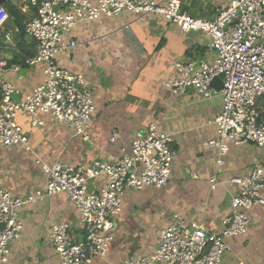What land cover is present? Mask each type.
Segmentation results:
<instances>
[{
	"label": "crops",
	"instance_id": "crops-1",
	"mask_svg": "<svg viewBox=\"0 0 264 264\" xmlns=\"http://www.w3.org/2000/svg\"><path fill=\"white\" fill-rule=\"evenodd\" d=\"M229 2L182 0V7L193 16L213 19ZM0 5L9 13L0 28V61H6L2 76L15 84L19 92L14 99L20 101L45 76L41 64L15 68L13 59L21 51V41L18 20L12 12L18 11L26 23L34 10L25 0H4ZM4 33L12 35L11 49ZM74 36L79 46L59 54L58 60L62 66L83 73L93 91L96 111L91 138L85 140L57 123L34 126L30 116L20 112L18 121L33 151L23 144L0 147V184L17 197L44 190L47 174L36 162L34 151L48 164L111 160L123 156L135 133L153 122L173 136L171 146L176 156L170 183L162 189H127L122 212L110 227L114 241L105 257H97L90 264H120L151 255L158 247V229L168 226L175 214L188 221H202L211 232L221 231L237 191L231 180L264 162V147L254 142L230 146L225 162L219 164V149L208 142L218 136L215 119L221 111V95L204 99L192 90L181 95L165 87L168 79L176 76L175 61L211 60L214 53L208 48L209 36L186 31L160 15L139 18L131 12L90 21L78 27ZM25 41L30 47L27 51L34 53L35 40L26 34ZM9 58L11 68L7 66ZM114 130L120 137L113 142ZM19 215L24 227L10 244L6 264H60L50 237L54 222L69 223L77 239L84 235L81 214L64 193L27 204ZM248 215V231L229 239L231 250L220 264H264V206L254 207Z\"/></svg>",
	"mask_w": 264,
	"mask_h": 264
},
{
	"label": "built area",
	"instance_id": "built-area-1",
	"mask_svg": "<svg viewBox=\"0 0 264 264\" xmlns=\"http://www.w3.org/2000/svg\"><path fill=\"white\" fill-rule=\"evenodd\" d=\"M25 1L34 10L25 30L36 42V52L26 63L43 65L45 78L17 101L14 94L19 91L2 76L6 61H0V147L23 144L33 151L18 121L23 111L34 126L57 123L85 140L91 138L96 111L93 91L86 76L62 66L58 56L79 46L74 36L78 27L123 12L139 18L160 15L186 31L209 36L208 48L214 53L211 60L175 61L176 76L168 79L165 87L181 95L192 90L204 99L221 95V111L215 119L218 136L208 142L219 149V164L225 162L230 146L254 142L264 147V0H230L213 19L193 16L183 9L182 0ZM8 18L7 9L0 5V28ZM6 37L12 39L10 33ZM220 75L222 87L218 90L213 82ZM119 137L114 130L111 141ZM172 141V135L151 122L135 133L123 156L111 160L48 164L34 151L36 162L47 174L44 190L17 197L0 184V264L9 261L10 244L23 230L20 208L57 193H64L73 202L84 226V235L77 239L69 223H53L51 243L60 264H90L97 257H105L114 241L110 227L122 212L127 189H162L169 185L176 156ZM231 182L237 191L221 231L211 232L202 221H188L175 214L168 226L158 229V247L151 255L120 264H220L231 250L229 239L248 231V211L264 206V162Z\"/></svg>",
	"mask_w": 264,
	"mask_h": 264
},
{
	"label": "trees",
	"instance_id": "trees-1",
	"mask_svg": "<svg viewBox=\"0 0 264 264\" xmlns=\"http://www.w3.org/2000/svg\"><path fill=\"white\" fill-rule=\"evenodd\" d=\"M13 16H15V19L18 20V25H17V29H18V35L20 38L19 42V48L21 49L20 53L16 55V57L13 59V62L16 63L17 65L20 66H25L26 65V60L28 57L32 56L35 54V52H28L27 48H30L29 46H27V42L25 41V36H26V30H25V23L23 22V19H20V15L18 13V11H13L12 12ZM36 43V42H35ZM31 46L35 47L34 44H32Z\"/></svg>",
	"mask_w": 264,
	"mask_h": 264
},
{
	"label": "water",
	"instance_id": "water-1",
	"mask_svg": "<svg viewBox=\"0 0 264 264\" xmlns=\"http://www.w3.org/2000/svg\"><path fill=\"white\" fill-rule=\"evenodd\" d=\"M4 2V0H0V4L1 3H3ZM4 41L6 42V45H7V47L9 48V49H11L12 48V44L7 40V37H6V33H4ZM7 66L9 67V68H11L12 67V63H11V58H9V60H8V62H7ZM222 77H223V75H220V76H218L215 80H214V82H213V85L219 90L221 87H222Z\"/></svg>",
	"mask_w": 264,
	"mask_h": 264
}]
</instances>
